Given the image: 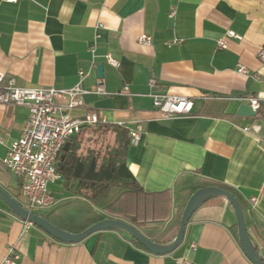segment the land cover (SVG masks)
I'll list each match as a JSON object with an SVG mask.
<instances>
[{
    "label": "crops",
    "instance_id": "0c3cea01",
    "mask_svg": "<svg viewBox=\"0 0 264 264\" xmlns=\"http://www.w3.org/2000/svg\"><path fill=\"white\" fill-rule=\"evenodd\" d=\"M173 10L175 19L169 17ZM230 30L242 40L228 38ZM142 35L152 43H140ZM222 39L227 49L218 48ZM263 44L264 0H0L4 84L14 78L23 88L81 86L87 91L85 108L74 116L94 111L100 123L128 132L142 124V140L129 144L125 164L144 191L171 193L168 219L140 228L146 237L173 241L188 200L203 180H211L238 193L249 235L264 260V115H238L252 97L264 107V64L258 59ZM107 55L118 66L109 65ZM239 66L249 73H239ZM100 81L105 94L96 92ZM154 93L193 99V113L161 118ZM28 116L26 107L0 105V187L25 208L20 179L2 159ZM93 128L67 142L68 151L78 146L83 161H90H80L84 180L93 161L87 151L95 147L86 130ZM68 151L63 148L60 164ZM61 171L50 185L57 202L72 195ZM54 207L38 214L45 217ZM63 210L53 222L78 228L79 212L64 210L67 219ZM10 246L19 252V264H253L242 249L234 209L221 197L196 210L182 243L165 255L152 254L115 230L66 244L36 226L26 229L25 221L0 205V264Z\"/></svg>",
    "mask_w": 264,
    "mask_h": 264
},
{
    "label": "built area",
    "instance_id": "2783aa9c",
    "mask_svg": "<svg viewBox=\"0 0 264 264\" xmlns=\"http://www.w3.org/2000/svg\"><path fill=\"white\" fill-rule=\"evenodd\" d=\"M17 4L21 0H4ZM176 11L170 12L171 19L176 18ZM228 38L242 40L234 31L227 32ZM138 41L144 45L152 43V37L142 35ZM227 40L218 42V48L227 49ZM111 66L118 63L110 55L106 56ZM258 59L264 64V44L260 46ZM238 72L244 75L249 70L239 66ZM83 75V72H80ZM256 76V75H255ZM154 86V83H151ZM96 92L105 94V87L100 81ZM87 93L81 86L72 89L56 88H23L19 87L14 78L4 84V74L0 72V105L26 107L29 110L28 119L18 138L13 140L2 159L5 165L20 179L21 192L27 199L26 209L38 214L49 210L57 204L55 196L50 191V185L59 181L58 160L62 148L83 128L95 127L100 123V116L94 111H87L83 117H76L75 110L85 108L84 96ZM154 105L161 118L171 119L177 116H187L193 113L194 101L188 97L172 96L161 93L152 94ZM249 105L256 113L263 112L264 107L260 99H248ZM144 128L137 124L129 132L130 144L138 145L143 137ZM0 142H3L0 136ZM251 202L256 205L257 198ZM26 222V229L33 227ZM195 247V246H194ZM20 254L14 246L8 248V253L2 264H19Z\"/></svg>",
    "mask_w": 264,
    "mask_h": 264
},
{
    "label": "trees",
    "instance_id": "16d2710c",
    "mask_svg": "<svg viewBox=\"0 0 264 264\" xmlns=\"http://www.w3.org/2000/svg\"><path fill=\"white\" fill-rule=\"evenodd\" d=\"M85 129L83 128L78 135H82ZM107 134L111 138L110 142L105 144ZM86 137L89 140L93 139L92 143L95 146L94 148L90 146L88 149L89 157L96 161L99 169L114 170V176L109 180L95 182L94 184L84 180V178L75 179L74 169L76 164L78 161L84 162L83 155H81L82 152L78 146H74L65 154V160L60 164V158L63 154L62 148L58 160V171L60 172L63 166L64 169L62 171L66 179L65 187L72 195L67 200L57 202L54 209L45 218L57 227L71 233H80L105 219H121L137 229L168 219L171 205V193L169 190L146 192L135 178L127 179L117 175L119 166L126 162L130 144L128 130L114 125L99 123L92 130H86ZM84 163L88 165L90 161L86 160ZM202 185L201 188L214 186L232 193L242 206L239 195L234 189L211 180H203ZM0 205L11 211L2 200H0ZM61 208L79 212L82 219L77 222L79 224L78 228L71 226H64V228L53 222L52 216L55 213H59L58 210ZM64 210L60 212L61 215H65ZM64 217L70 219L69 216L65 215ZM132 241L137 246L145 249L134 239Z\"/></svg>",
    "mask_w": 264,
    "mask_h": 264
},
{
    "label": "water",
    "instance_id": "95a60500",
    "mask_svg": "<svg viewBox=\"0 0 264 264\" xmlns=\"http://www.w3.org/2000/svg\"><path fill=\"white\" fill-rule=\"evenodd\" d=\"M97 70L99 77L102 78L103 65H99ZM238 115L255 116L256 112L249 105L242 104L238 109ZM68 149V144L66 143L64 146V150L68 151ZM96 167V161L93 160L89 169L84 175L85 179L91 181L92 184H94L95 182L109 180L113 177L114 170L102 169L98 171L96 170ZM83 169L84 165L79 161L74 169V177L80 178ZM117 173L119 176L127 179L134 178L132 173L127 168L126 164L120 165ZM217 197L226 199L234 209L237 220L239 240L246 256L252 261L253 264H264V260L260 252L254 246L252 239L249 235L242 206L232 193L218 187L209 186L199 189L190 197L184 209L178 233L175 239L167 244H161L153 241L152 239L146 237L135 226L121 219H105L90 226L89 228L85 229L80 233H70L66 230L57 227L49 220H47L43 215H39L29 211L14 197H12L3 188L0 187V200L6 203V205L17 217H19L25 222L32 223L34 226L40 228L49 236L60 242L66 244H76L82 242L84 239L94 233L106 230H115L129 235L132 239H134L141 246H143L147 251L155 255H165L176 249L182 243L186 227L196 210L199 209L210 199Z\"/></svg>",
    "mask_w": 264,
    "mask_h": 264
},
{
    "label": "rangeland",
    "instance_id": "374dc122",
    "mask_svg": "<svg viewBox=\"0 0 264 264\" xmlns=\"http://www.w3.org/2000/svg\"><path fill=\"white\" fill-rule=\"evenodd\" d=\"M110 138H111V137H110V135H109V134H107V137H106V139H107V140H106V142H104V143H105V144H107V142L109 143V142H110V141H109V140H110Z\"/></svg>",
    "mask_w": 264,
    "mask_h": 264
}]
</instances>
